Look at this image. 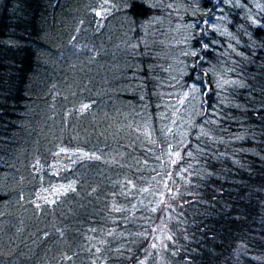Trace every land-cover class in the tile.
<instances>
[{"label": "trees", "instance_id": "obj_1", "mask_svg": "<svg viewBox=\"0 0 264 264\" xmlns=\"http://www.w3.org/2000/svg\"><path fill=\"white\" fill-rule=\"evenodd\" d=\"M130 263L264 264V0H0V264Z\"/></svg>", "mask_w": 264, "mask_h": 264}, {"label": "rangeland", "instance_id": "obj_2", "mask_svg": "<svg viewBox=\"0 0 264 264\" xmlns=\"http://www.w3.org/2000/svg\"><path fill=\"white\" fill-rule=\"evenodd\" d=\"M156 239L158 242H160L161 240H165V239H169V233H164L162 231H158L155 235Z\"/></svg>", "mask_w": 264, "mask_h": 264}, {"label": "bare ground", "instance_id": "obj_3", "mask_svg": "<svg viewBox=\"0 0 264 264\" xmlns=\"http://www.w3.org/2000/svg\"><path fill=\"white\" fill-rule=\"evenodd\" d=\"M130 264H133V263H130Z\"/></svg>", "mask_w": 264, "mask_h": 264}]
</instances>
